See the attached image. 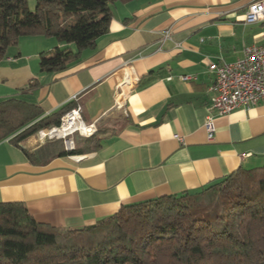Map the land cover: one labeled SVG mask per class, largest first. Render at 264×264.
Listing matches in <instances>:
<instances>
[{
	"label": "crops",
	"instance_id": "0c3cea01",
	"mask_svg": "<svg viewBox=\"0 0 264 264\" xmlns=\"http://www.w3.org/2000/svg\"><path fill=\"white\" fill-rule=\"evenodd\" d=\"M255 1L117 4L108 32L60 73L39 66V56L58 46L55 39L20 38L0 62V102L23 100L43 116L79 106L101 148L34 165L22 148L37 140L20 147L1 141L0 203H21L38 223L78 230L121 207L195 192L239 169L264 166V102L217 117L212 141L204 130L215 80L209 65L233 63L245 47L264 46V21L244 23ZM125 73L138 81L118 110ZM184 76L195 79L183 82Z\"/></svg>",
	"mask_w": 264,
	"mask_h": 264
},
{
	"label": "trees",
	"instance_id": "16d2710c",
	"mask_svg": "<svg viewBox=\"0 0 264 264\" xmlns=\"http://www.w3.org/2000/svg\"><path fill=\"white\" fill-rule=\"evenodd\" d=\"M131 1L36 0L30 12L27 0H0V62L20 38L47 37L58 46L39 56L40 70L63 72L108 32L111 7ZM73 107L43 116L26 101H2L0 142L27 146ZM97 133L74 135L72 151L52 140L22 152L30 163L45 165L96 152ZM0 264H264V166L239 169L195 192L121 207L78 230L38 223L21 203H0Z\"/></svg>",
	"mask_w": 264,
	"mask_h": 264
},
{
	"label": "built area",
	"instance_id": "2783aa9c",
	"mask_svg": "<svg viewBox=\"0 0 264 264\" xmlns=\"http://www.w3.org/2000/svg\"><path fill=\"white\" fill-rule=\"evenodd\" d=\"M263 21L264 0H257L247 7L244 23L255 24ZM209 69L215 80L208 89L212 97L204 130L207 140L212 141L216 133L217 117L228 115L238 109H249L264 102V46L245 47L241 58L235 62L211 63ZM194 79L189 76L181 77L183 82ZM136 81L138 80L132 73H125L123 80L117 85L119 92L115 107L118 110L124 109L127 94L133 89ZM95 133V127L83 121L81 108L75 106L60 119L58 126L40 130L36 136L40 144L44 141L60 140L66 151H72L74 135L87 138L88 134Z\"/></svg>",
	"mask_w": 264,
	"mask_h": 264
},
{
	"label": "rangeland",
	"instance_id": "374dc122",
	"mask_svg": "<svg viewBox=\"0 0 264 264\" xmlns=\"http://www.w3.org/2000/svg\"><path fill=\"white\" fill-rule=\"evenodd\" d=\"M35 4H36V0H27V8L30 12H33L35 10ZM112 10V9H111ZM63 26L66 27L67 26V22H64L63 23ZM31 141L32 140H37V136L33 137L30 139ZM46 141H44L43 143H45ZM42 143V144H43ZM37 144H40V143H37Z\"/></svg>",
	"mask_w": 264,
	"mask_h": 264
},
{
	"label": "bare ground",
	"instance_id": "6f19581e",
	"mask_svg": "<svg viewBox=\"0 0 264 264\" xmlns=\"http://www.w3.org/2000/svg\"><path fill=\"white\" fill-rule=\"evenodd\" d=\"M92 135H93V134H88L87 138L90 137V136H92Z\"/></svg>",
	"mask_w": 264,
	"mask_h": 264
}]
</instances>
